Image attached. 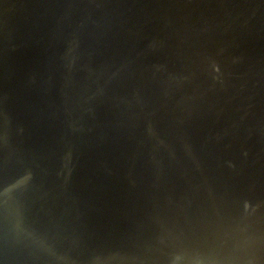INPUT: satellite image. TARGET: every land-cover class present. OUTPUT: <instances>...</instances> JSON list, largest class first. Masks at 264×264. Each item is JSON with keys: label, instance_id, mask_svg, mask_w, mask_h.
<instances>
[{"label": "bare ground", "instance_id": "obj_1", "mask_svg": "<svg viewBox=\"0 0 264 264\" xmlns=\"http://www.w3.org/2000/svg\"><path fill=\"white\" fill-rule=\"evenodd\" d=\"M37 1L45 5L44 0ZM86 1L63 0L65 10L54 12V18L61 17L57 30L62 33L52 38L48 35L44 49L35 50L34 57H50L55 64L46 86L33 85L36 78L29 84L30 74L22 85L17 86L18 81L11 84L16 85L15 93L5 95L10 106H14L13 114L17 112L16 104L31 91L18 110L23 120L12 124H20L23 131L10 136L17 137L11 147L24 150L25 154L35 151L40 144L35 142L38 136L33 133L43 128V133H48L55 122L61 125L56 131L58 136L79 134L69 144L61 140L53 144L58 154L62 148L71 150L58 158V170L75 165L87 167L99 157L122 153L132 160L141 154L144 158L151 155L167 160L169 164L157 171L156 177L158 172L161 174L159 181L149 177L148 185L138 168L131 173L133 180L128 179L134 189L146 188L145 193L152 195L154 206L150 213L157 227L155 258L149 253L147 228L142 227L143 251L139 256L134 254L138 250H132L130 264H264V0H192L188 10L184 0H96L98 8L90 0L89 11L74 25L79 17L74 14L81 11ZM234 1L239 2L233 6ZM7 6L3 0L1 8ZM153 13L157 15L152 17ZM11 32H15L14 28ZM58 44L63 46L61 50ZM233 45L237 46L234 54L227 50ZM83 47L92 49L83 51L80 59L74 57ZM229 59L232 63L227 65ZM91 66L99 67L95 78ZM0 79L5 86L12 77L6 73ZM26 84L28 87L22 90ZM7 113L0 116V125L7 124L2 121V117L12 115ZM251 115L254 120L250 126L246 117ZM125 128L129 137L125 132L121 134ZM75 131L79 132L72 134ZM91 132L95 137L88 140ZM102 140L101 145L90 147L91 142ZM254 146L257 160L260 159L248 173L247 161ZM9 147L5 144L6 149ZM82 147L84 150L79 152ZM42 149H49L48 145L39 151ZM95 149H101V154L90 158ZM17 162L22 163L20 159ZM39 173L34 170V176L40 177ZM108 179L114 184V198L116 179ZM123 183L126 184L125 178ZM103 187L106 185L96 192ZM65 193L63 190V202ZM51 197L56 199V195ZM186 199L191 224L187 222ZM106 202L110 209L111 199ZM231 203L234 208L228 211ZM24 206L25 203L20 208ZM4 208L0 204V216L13 217L19 203L13 199L7 214ZM252 219L255 220L249 227ZM142 222L140 218L133 228H140ZM214 223L219 229L213 228L217 234L205 248L196 225L210 228ZM82 224L79 216L76 227L81 229ZM52 225L51 221L49 231H42L43 235L51 237ZM235 225L245 235L240 237L245 242L232 251L230 242L221 240L223 235L219 233L226 226ZM59 228L65 237L75 228L70 215L59 223ZM122 238L124 245L126 239ZM44 245L45 250L52 246ZM107 247L112 248L110 236ZM116 248L120 250L118 241ZM101 253L111 255L104 250ZM115 253L113 257L117 256ZM6 254L4 249V260ZM124 254L118 256L116 264L125 262L128 256ZM104 258L97 257L93 263L106 264L102 262Z\"/></svg>", "mask_w": 264, "mask_h": 264}, {"label": "water", "instance_id": "obj_2", "mask_svg": "<svg viewBox=\"0 0 264 264\" xmlns=\"http://www.w3.org/2000/svg\"><path fill=\"white\" fill-rule=\"evenodd\" d=\"M89 1L81 5L79 13L76 12L74 14L75 17L79 16L74 25L80 21L84 13L89 11L90 8H87ZM92 1H94V5L98 8L99 2L96 0ZM6 2L8 6L2 9L3 0H0V77L7 73V76H11L12 80L5 86H2V79H0V116L8 114L7 112L12 114L14 106H10V101L6 99L5 95L8 96V93L11 95L13 88L16 85H22L28 75H32L29 84H32L36 78L33 85L42 88L46 86L50 76L55 72V64L50 57L40 60L34 56L37 54L35 50L39 49L41 51L44 49L42 46L47 42L48 35L49 38H52L56 34L62 33L57 30V26L62 24L61 17L54 18V12L65 10V5L62 3L63 0H44L45 5L39 4L37 0H6ZM238 2L234 1L233 6ZM183 3L186 4V9L188 10L191 7L192 0H184ZM151 4L153 8L154 3L151 2ZM206 5L207 7L210 6L207 2ZM175 10L178 11L177 9ZM31 13H34L32 18ZM154 15H157V13H153L152 17ZM52 17L54 18L53 21ZM252 19L254 21L257 20L256 17ZM50 21L52 22L49 23ZM13 28L15 32L12 33ZM236 47V45H233L227 50H233L232 54H234ZM62 48L63 46L58 44V50ZM86 48L83 47L80 51L78 49L74 57L80 59L83 51L90 52L92 49ZM64 60L63 58L62 61ZM230 63L232 62L229 59L227 65ZM91 67V71L95 72L93 75V78H95L99 67ZM17 81L16 85H11ZM29 84L24 85L22 90L27 88ZM93 84L96 86L97 81ZM30 93L31 91L28 90L25 93L26 97L16 104L17 112L13 113V116L7 115L6 118L2 117V121L7 122V124L0 125V204L5 206L4 209L7 210L5 214H7L13 199L17 204L19 203V210L15 216H0V264H94L93 261L97 257H105L102 261L103 263L116 264L118 256L120 254L125 255L124 253L128 257H125L123 264H130V256L132 255L130 253H132V250H138L134 253L135 255H139L143 251L141 241L145 236L142 234V227L147 228L149 253H151L150 256H154L155 258L153 249H155L157 243V227L150 213V209L154 206L152 195L145 193L147 192L146 188H144V191H138L132 187L131 182L134 176H131V173L137 168L140 172L143 171V175H145L149 185V177H153L152 181H159L161 179L160 172H158V176L156 177L157 171L162 167L165 168L169 164L168 161L164 162L165 159H158L151 155L149 158H144L142 154L137 156L135 160H132L131 158L129 159L130 156H121L123 155L122 153L118 154V156L115 154L111 158L109 156L99 157L87 163V167L85 165H75V167L66 170H58V158L70 154L71 150L62 148V151L58 154L53 144L59 140L69 144L79 134L69 137L58 136L56 131L61 125H55V122L49 126V128L53 127V129L48 128V133H43L44 128L36 129L33 134L38 136L35 142L40 145L35 151H28L29 157H27L28 154H25L24 150L17 151L11 147V143L17 137L14 139L10 136L19 135L23 131V129H20V124L18 127L16 125L12 126V124L23 120L24 116L20 115L21 112H18V110L21 108L20 103H23ZM255 99L252 100L255 101ZM256 102L259 105L260 99ZM252 115L250 118L246 117L249 119L248 125L250 126L257 112L253 116L254 119H252ZM78 132L75 131L72 134ZM123 132L128 134V137L130 136V133L126 132V128L121 134ZM94 137L95 133L91 132L90 137L87 139L91 140ZM18 139L20 141L21 137L18 136ZM39 139L41 140L40 142ZM165 140L167 139L165 138ZM101 143H103V140L97 143L91 142L90 147L94 149L96 146L101 145ZM5 144H10V149H6ZM164 144L166 145V141ZM46 145H48L49 149L39 151L40 148ZM127 149H130V146ZM83 150L84 147L79 152ZM100 150H93L90 158L94 155L96 158L97 153L101 154ZM255 153L256 149L254 146V152L252 151V156L250 155L251 157L247 161L250 165L248 173L252 171L253 163L260 159L258 158L257 160L258 155H255ZM19 159L22 161L21 165L17 162ZM212 160L214 159L211 158V163ZM207 161L209 162L210 160ZM114 162L117 169L114 168ZM120 166L122 167L119 169ZM34 170L40 172V177L34 176ZM186 170V168L182 170L183 175H185ZM108 176L116 179L115 186L117 193L114 198L111 196L114 184L108 179ZM203 176H205V173L200 177L202 178ZM97 178V182L92 185L91 183ZM124 178L126 181L125 185L123 183ZM128 179H132L131 182H128ZM104 184L106 187L96 192V189L102 187ZM91 187L94 188L91 189ZM63 190L66 192L64 202ZM206 194H209V190ZM51 195H56V199L51 197ZM109 198L111 199L110 209H108V203L106 202ZM214 199L212 198V200ZM26 201H29V204ZM61 202H63L62 205ZM23 203H25V206L21 209L20 206ZM184 204H186L185 207L188 209L187 222L190 221L191 224L190 205L187 199ZM97 206L101 208L97 209ZM233 208V203H231L228 211H232ZM91 209H94L93 212H91ZM125 212L127 218L123 216ZM54 213H56L55 216ZM69 215L75 224V228L70 229L65 237L66 234L60 230L59 223ZM79 216H81L83 223L81 229L76 227V219ZM200 217H202L201 213ZM140 218L143 219L141 227L134 229L133 226L136 225V222H139ZM254 220L249 221V227H251ZM51 221L53 224L50 231L52 235L48 237V235H43L42 231H49ZM196 226L201 231L202 238L200 239L205 241V248L208 247L210 238L217 234L214 230L216 228L219 229L217 223H214V226H210V228L206 224L205 226ZM213 228L215 229L213 230ZM244 231L245 229L242 230V232ZM219 235L221 237L223 235L221 240H225L226 238L230 242L229 246L232 248V251L234 247H238L245 242L240 239V237L243 239L245 235L240 234L238 225L229 226L228 228L226 226L220 231ZM52 236H54V239H52ZM108 236H110L112 248L107 247ZM122 237L126 239L124 245ZM117 241L119 242L120 250L116 248ZM48 243L49 245L51 243L52 246L45 250L43 246H45L44 244L48 245ZM4 249H7L6 260L1 255ZM102 250L111 255L109 257L108 255H102ZM115 251L117 256L113 257L112 253Z\"/></svg>", "mask_w": 264, "mask_h": 264}]
</instances>
